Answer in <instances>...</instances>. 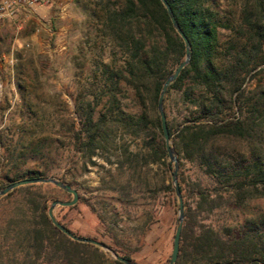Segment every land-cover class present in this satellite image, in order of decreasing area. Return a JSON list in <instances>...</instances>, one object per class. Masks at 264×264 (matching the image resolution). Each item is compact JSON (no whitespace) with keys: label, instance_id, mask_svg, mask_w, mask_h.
Returning <instances> with one entry per match:
<instances>
[{"label":"trees","instance_id":"1","mask_svg":"<svg viewBox=\"0 0 264 264\" xmlns=\"http://www.w3.org/2000/svg\"><path fill=\"white\" fill-rule=\"evenodd\" d=\"M164 1L190 45L188 63L169 83L162 100L177 156L183 209L175 264H264V211L244 216L236 226L215 227L208 220L224 205L242 209L249 200L264 198V0L246 2L237 30L242 44L227 46L222 62L218 60L222 25L207 0ZM93 7L96 34L107 42L110 58L118 55L120 65L102 60L93 64L91 78L97 81L98 94L91 100H75L74 148L84 165L94 164L91 158L113 146L119 130L141 142L140 151L123 150L117 159L119 170L125 167L140 175L142 167L157 164L169 175L156 99L161 83L183 58L182 40L159 0H94ZM258 75L261 78L246 90L245 83ZM101 95L106 96L105 104L95 113ZM128 98L134 111L121 102ZM173 106L178 118L171 115ZM48 176L55 175L25 170L5 176L0 187ZM144 180L155 197L162 189L176 205L169 176L151 186ZM58 195L67 193L48 183H33L0 196V263L123 264L107 258L95 245L70 240L51 224L47 209L53 200H62Z\"/></svg>","mask_w":264,"mask_h":264},{"label":"rangeland","instance_id":"2","mask_svg":"<svg viewBox=\"0 0 264 264\" xmlns=\"http://www.w3.org/2000/svg\"><path fill=\"white\" fill-rule=\"evenodd\" d=\"M93 1L48 0L47 6L36 8L33 14L6 19L0 26V181L25 170L54 173L77 192L71 207L53 208L72 232L114 247L136 264H166L177 202L172 205L162 189L155 197L144 179L151 186L170 173L157 164L142 167L144 174L140 175L125 167L119 170L117 159L123 150H141L139 138L119 130L113 146L91 158L94 164L84 165L74 148L72 132L78 127L75 100H91L98 94L97 81L91 78L93 64L102 60L120 65L118 55L110 58L107 42L96 34ZM247 1L207 0L222 25L218 30L221 62L227 57L223 55L227 46L242 44L237 30ZM259 78L261 75L246 82L245 89H252ZM131 95L128 91L127 96ZM129 98L121 102L134 111ZM105 99L101 95L95 113ZM171 115L177 117L175 106ZM184 168L194 176L190 164L185 163ZM70 197L69 193L58 195L62 200ZM261 211L262 197L249 200L242 209L224 205L208 220L215 227L236 226L244 216ZM0 264L12 263L4 260Z\"/></svg>","mask_w":264,"mask_h":264},{"label":"water","instance_id":"3","mask_svg":"<svg viewBox=\"0 0 264 264\" xmlns=\"http://www.w3.org/2000/svg\"><path fill=\"white\" fill-rule=\"evenodd\" d=\"M159 2L163 6L166 12V15L168 17V20L170 22V25L173 31L182 40L183 50H184L182 60L175 66V68L165 77V79L161 83L158 96L156 99V111H157L158 118H159V125L161 129L162 140H163V144H164V148L167 154L168 161L171 164V172L169 176L170 184H171L173 194L177 202L175 227H174V232L172 236L171 250H170L169 258L166 263V264H175L177 251H178L179 235H180L182 219H183V209H182V199H181V195H180L178 184H177V169H178L177 156H176L175 150L173 149L171 145L170 136L166 128L165 116H164L163 108H162V100H163V96L165 94V91L169 83H171L175 79V77L179 74L180 70L188 63L189 56H190V45H189V41L187 40V38L183 35L181 30L179 29L167 3L164 0H159ZM33 183H48L53 186H56L57 188L71 195L70 199L68 200H64V201L63 200H53L49 204V207L47 209V217L49 218L51 224L58 231L63 233L70 240H73L76 242H82V243H89V244L97 246L103 252L107 253L109 257L113 260L119 261L123 264H136L132 260L118 255L112 248H110L103 242L98 241L91 237L76 235L72 231L64 227L60 222H58V220L53 215V208L55 206H71L77 200V192L67 183L62 182L60 179L48 176V177L24 178V179L16 180L3 187H0V196L6 194L7 192H9L15 187L25 185V184H33Z\"/></svg>","mask_w":264,"mask_h":264},{"label":"built area","instance_id":"4","mask_svg":"<svg viewBox=\"0 0 264 264\" xmlns=\"http://www.w3.org/2000/svg\"><path fill=\"white\" fill-rule=\"evenodd\" d=\"M48 5V0H0V20L14 19L18 15L29 16L38 7Z\"/></svg>","mask_w":264,"mask_h":264},{"label":"crops","instance_id":"5","mask_svg":"<svg viewBox=\"0 0 264 264\" xmlns=\"http://www.w3.org/2000/svg\"><path fill=\"white\" fill-rule=\"evenodd\" d=\"M5 21H6V19L0 20V26H2Z\"/></svg>","mask_w":264,"mask_h":264}]
</instances>
